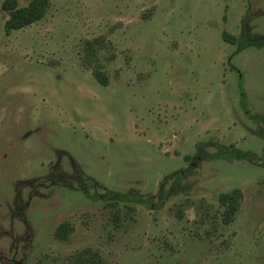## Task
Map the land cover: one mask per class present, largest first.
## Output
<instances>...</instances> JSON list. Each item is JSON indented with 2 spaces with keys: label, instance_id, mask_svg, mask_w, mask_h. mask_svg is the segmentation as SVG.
Instances as JSON below:
<instances>
[{
  "label": "rangeland",
  "instance_id": "374dc122",
  "mask_svg": "<svg viewBox=\"0 0 264 264\" xmlns=\"http://www.w3.org/2000/svg\"><path fill=\"white\" fill-rule=\"evenodd\" d=\"M2 2L0 264H264V0Z\"/></svg>",
  "mask_w": 264,
  "mask_h": 264
},
{
  "label": "trees",
  "instance_id": "16d2710c",
  "mask_svg": "<svg viewBox=\"0 0 264 264\" xmlns=\"http://www.w3.org/2000/svg\"><path fill=\"white\" fill-rule=\"evenodd\" d=\"M50 4V0H29L26 5L20 6L18 0H3L2 8L8 12V17L4 22V31L6 34L13 30L25 27L34 21L42 18ZM222 37L226 40H232L227 32H222ZM98 38L86 40L84 51L86 62L92 67V73L102 84H107V76L101 70L97 62V52L101 47ZM241 191L238 188L218 194V203L223 207L222 219L225 223L229 222L239 208ZM117 211V210H116ZM117 218V215L114 216ZM72 227L67 222H61L55 229L54 235L60 240L68 239ZM73 264H100L101 259L96 251L84 249L74 254Z\"/></svg>",
  "mask_w": 264,
  "mask_h": 264
}]
</instances>
